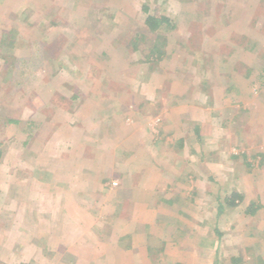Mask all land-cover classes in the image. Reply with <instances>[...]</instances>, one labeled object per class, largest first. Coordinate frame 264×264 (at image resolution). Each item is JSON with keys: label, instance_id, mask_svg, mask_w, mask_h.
Returning a JSON list of instances; mask_svg holds the SVG:
<instances>
[{"label": "rangeland", "instance_id": "374dc122", "mask_svg": "<svg viewBox=\"0 0 264 264\" xmlns=\"http://www.w3.org/2000/svg\"><path fill=\"white\" fill-rule=\"evenodd\" d=\"M0 264H264V0H0Z\"/></svg>", "mask_w": 264, "mask_h": 264}, {"label": "trees", "instance_id": "16d2710c", "mask_svg": "<svg viewBox=\"0 0 264 264\" xmlns=\"http://www.w3.org/2000/svg\"><path fill=\"white\" fill-rule=\"evenodd\" d=\"M152 20H153V17L150 16V17L148 18V21H152ZM165 21H166V20H165ZM153 24H154V27H157V25H159L158 22H154ZM236 198H242V197H241L240 195H237L236 193H233V195L226 196L224 202H226L227 204H229L230 206H232V205H235V204H236V203H235ZM224 202L221 201V202L219 203L220 211H223L224 208H225L226 203H224ZM253 206H254V205H253ZM254 208H255V209H253V211H251V212H255V210H256V206H254Z\"/></svg>", "mask_w": 264, "mask_h": 264}]
</instances>
